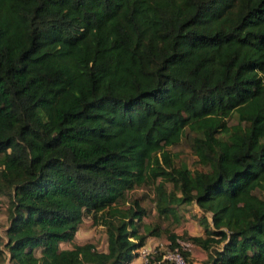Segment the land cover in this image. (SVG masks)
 I'll use <instances>...</instances> for the list:
<instances>
[{"label": "trees", "instance_id": "1", "mask_svg": "<svg viewBox=\"0 0 264 264\" xmlns=\"http://www.w3.org/2000/svg\"><path fill=\"white\" fill-rule=\"evenodd\" d=\"M186 128L208 170L174 164ZM141 186L174 224L195 202L204 237L146 226ZM0 194V264H129L162 233L264 264V0H0ZM84 213L105 251L60 248Z\"/></svg>", "mask_w": 264, "mask_h": 264}, {"label": "rangeland", "instance_id": "2", "mask_svg": "<svg viewBox=\"0 0 264 264\" xmlns=\"http://www.w3.org/2000/svg\"><path fill=\"white\" fill-rule=\"evenodd\" d=\"M228 125H233L238 123V115L237 113H233L231 116L227 118ZM196 136V133L186 128L182 138L180 141L172 146H169L167 149L172 154L174 159V164L176 166L185 164L191 170H208L206 167L201 166L197 162V157L195 156L192 144L193 138ZM218 137L220 139H226V135L224 133H219ZM170 188V184H168ZM257 194L260 195V192L257 191ZM127 196L129 200H138L140 205L146 209V215L143 218V223L146 226L154 228L155 226H159L160 230H168L172 231L175 228V225L171 218H163L160 217L154 206V193L152 186H141L139 188H134L133 190L127 192ZM180 207V206H179ZM177 207V209L179 208ZM8 227V197L7 195L0 194V232L3 235L5 229ZM139 232L144 233V229L142 227L139 228ZM149 237V236H148ZM158 241H162L157 245L151 246V258L157 259L161 258L162 254L169 250V243L166 238V234L162 233L160 237H158ZM161 239V240H160ZM167 242L166 244L164 242ZM87 242L93 243L96 248L100 251L106 250V232L105 227L102 225H94L92 223L91 217L89 214L84 213L82 222L80 223L77 231L73 239L70 242H62L59 244L60 248H71L73 244H84ZM144 245H148V240L145 241ZM217 252L216 249H214ZM138 254L140 251H137ZM35 254H39V250H35ZM160 264H168L165 262H161Z\"/></svg>", "mask_w": 264, "mask_h": 264}, {"label": "crops", "instance_id": "3", "mask_svg": "<svg viewBox=\"0 0 264 264\" xmlns=\"http://www.w3.org/2000/svg\"><path fill=\"white\" fill-rule=\"evenodd\" d=\"M177 210L181 218L172 232L179 236L204 237V229L198 222L204 212L198 207V205L195 202H192L191 204L181 205ZM206 216L208 217L209 223L212 224L211 214L207 213ZM146 240H148V245H144V248H150L151 246L153 247L162 242L158 241L159 239L156 236H149ZM164 243L166 244L167 242L165 241ZM186 244L189 253V264H211L208 258L210 254L215 256V253L213 252L214 248L206 251L189 241H187ZM143 247L138 249V251H141ZM217 249L220 250V248ZM129 264H142V255L139 253Z\"/></svg>", "mask_w": 264, "mask_h": 264}, {"label": "built area", "instance_id": "4", "mask_svg": "<svg viewBox=\"0 0 264 264\" xmlns=\"http://www.w3.org/2000/svg\"><path fill=\"white\" fill-rule=\"evenodd\" d=\"M186 251H188L186 241H180L178 246L167 250L159 259L151 258V250L148 248L143 247L139 253L142 255V264H160L161 262L168 264H188L184 256V252Z\"/></svg>", "mask_w": 264, "mask_h": 264}]
</instances>
